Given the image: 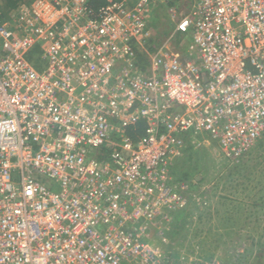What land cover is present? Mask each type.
<instances>
[{
	"label": "built area",
	"instance_id": "built-area-1",
	"mask_svg": "<svg viewBox=\"0 0 264 264\" xmlns=\"http://www.w3.org/2000/svg\"><path fill=\"white\" fill-rule=\"evenodd\" d=\"M89 1L34 0L0 23V264H162L192 195L171 174L181 135L237 162L264 133V0H166L173 30L152 43L146 10L164 0Z\"/></svg>",
	"mask_w": 264,
	"mask_h": 264
},
{
	"label": "rangeland",
	"instance_id": "rangeland-1",
	"mask_svg": "<svg viewBox=\"0 0 264 264\" xmlns=\"http://www.w3.org/2000/svg\"><path fill=\"white\" fill-rule=\"evenodd\" d=\"M167 3L164 0L156 8L153 39L172 29ZM177 7L185 11L187 0H180ZM187 37L184 34L174 43L176 50L188 47L186 54L195 56ZM172 168L179 174L186 171L190 176L184 183L195 186L181 208L183 225L167 264H264V133L237 164L209 141L185 150Z\"/></svg>",
	"mask_w": 264,
	"mask_h": 264
},
{
	"label": "trees",
	"instance_id": "trees-1",
	"mask_svg": "<svg viewBox=\"0 0 264 264\" xmlns=\"http://www.w3.org/2000/svg\"><path fill=\"white\" fill-rule=\"evenodd\" d=\"M34 0H0V23H9L10 22V14L15 12L17 9L21 8V7H27L29 6ZM180 0H170V3H168L170 6L175 5L176 3H178ZM90 5H92L93 7H97L99 5H102L106 2V0H90ZM159 5H154V4H150L147 7L146 10V16L148 18V27L149 30L151 31V28H153L155 22H157V10L156 8ZM158 15V14H157ZM173 30L169 28V30L167 31H161L160 33V37H166L169 33H171ZM176 39L174 40V43L178 42L179 40V35H175ZM188 40L190 39V37H187ZM153 36H151L148 40V42L152 43ZM191 41V40H190ZM174 48L176 49V46L174 45ZM188 48V47H187ZM151 50V48L149 49V51ZM187 50V49H185ZM185 50H181L180 55L184 58L187 57L185 54ZM38 52V48L35 47L32 52H31V57H33L36 53ZM30 59L32 60L33 58ZM34 64L37 63V61H33ZM147 57H146V53L144 52H139L137 51V67L142 71L145 72L147 69ZM36 68H39L38 65H34ZM146 133V124L143 120H138L134 125L131 126H127L124 129L123 132V136L129 138V140L132 143H136L141 137H143ZM184 143H185V149L186 150H190L193 146H192V139L190 137L189 133H184L181 135ZM116 142H120V139H114ZM114 142V141H113ZM113 150V145L112 144H106L104 145L97 153V157L99 160L101 161H107L109 154L112 152ZM249 153V152H248ZM247 153V154H248ZM246 154V156H247ZM244 157L242 159H240L239 161L235 162V164L239 163L241 160H243ZM174 168V167H173ZM171 167V174L172 177L174 179L175 182H188L189 176L186 171L181 172L180 174L177 173L175 171V169H173ZM189 185V192L191 193V189L194 188V184L193 183H188ZM171 216L173 217L171 219L170 225H169V230L166 231L164 233L165 237L167 238V244L164 248L163 251V258H162V264H167V261L169 259V252L171 250L172 244L174 243L177 234H178V230L180 229V227L183 225V220L182 217L185 216V211L183 210H176L174 212L171 213Z\"/></svg>",
	"mask_w": 264,
	"mask_h": 264
},
{
	"label": "crops",
	"instance_id": "crops-1",
	"mask_svg": "<svg viewBox=\"0 0 264 264\" xmlns=\"http://www.w3.org/2000/svg\"><path fill=\"white\" fill-rule=\"evenodd\" d=\"M136 1V0H135ZM176 35H179V37L181 38L182 36H184V34H176ZM159 38H161V37H158L157 39H159ZM189 45V44H188ZM187 51H189V49L187 48ZM185 52V54L184 55H186V56H190V55H187L186 54V51H184Z\"/></svg>",
	"mask_w": 264,
	"mask_h": 264
},
{
	"label": "water",
	"instance_id": "water-1",
	"mask_svg": "<svg viewBox=\"0 0 264 264\" xmlns=\"http://www.w3.org/2000/svg\"><path fill=\"white\" fill-rule=\"evenodd\" d=\"M205 79V78H204Z\"/></svg>",
	"mask_w": 264,
	"mask_h": 264
}]
</instances>
